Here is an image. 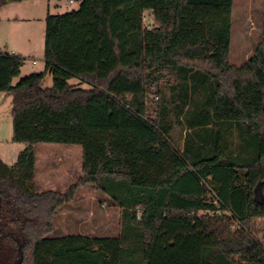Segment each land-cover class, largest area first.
<instances>
[{"label":"trees","instance_id":"obj_1","mask_svg":"<svg viewBox=\"0 0 264 264\" xmlns=\"http://www.w3.org/2000/svg\"><path fill=\"white\" fill-rule=\"evenodd\" d=\"M78 1L47 16V36L87 16ZM233 6L100 0L93 72L52 54L14 83L24 58L0 51L13 141L25 145L12 166L0 155V264H252L254 220L264 218V40L231 63ZM39 143L82 146V174L65 191L36 189ZM85 185L121 208L118 233L49 237Z\"/></svg>","mask_w":264,"mask_h":264},{"label":"rangeland","instance_id":"obj_2","mask_svg":"<svg viewBox=\"0 0 264 264\" xmlns=\"http://www.w3.org/2000/svg\"><path fill=\"white\" fill-rule=\"evenodd\" d=\"M79 6L78 0L10 1L0 14V51L16 50L17 54L24 58L21 74L14 79V83L46 69V55L47 52L52 51L47 43V16L76 10ZM99 9L100 0H88L87 17L83 19L89 25L87 35L78 34L76 38H71L72 41L68 46L65 45L66 41L62 42L61 48H69L72 45L76 50H80L83 39L88 38L91 51L95 49L98 41ZM145 22L149 26L152 24L150 11L145 12ZM263 40L264 0H234L231 63L244 64ZM66 65L65 67L68 68ZM52 83L53 77L48 75L44 85L51 86ZM148 98L150 113H154L158 101L156 94L150 93ZM11 99L12 96L6 93L0 96V147L12 143ZM90 186L85 191L79 192V189L75 199L59 210L54 220V231L48 235L49 237L65 234L106 236L118 233L119 218L110 210L111 202L108 196L98 190L95 185ZM114 214L116 216H113ZM254 233L251 243L252 264H264V218L254 220Z\"/></svg>","mask_w":264,"mask_h":264},{"label":"crops","instance_id":"obj_3","mask_svg":"<svg viewBox=\"0 0 264 264\" xmlns=\"http://www.w3.org/2000/svg\"><path fill=\"white\" fill-rule=\"evenodd\" d=\"M9 3L10 1L0 9V14L5 10ZM88 26V23L84 20L81 22L59 23L53 29L51 34L47 36L48 47L52 48V51L50 50V53L47 52L46 59L52 54H55L61 61V64H64V66L67 64L66 66H68V68L74 73L95 71L100 40L98 28V41L94 50L91 51L88 38L83 39V44L81 45L80 50H76L72 45L69 48H61L62 42L66 41L65 45L68 46L72 41L71 38H76L78 34L87 35L89 30ZM12 53L17 54L16 50H13ZM2 94L3 93L0 92V96ZM24 148V144L14 142L12 137V143L0 147L1 158L5 163L12 166L17 161L20 152ZM82 156L83 148L79 144H37L35 147L36 189L39 192L47 190L65 191L82 174ZM90 187V185L82 186L79 192L88 190ZM110 210L117 214L120 225L121 208L111 204ZM115 214L113 216H116Z\"/></svg>","mask_w":264,"mask_h":264},{"label":"water","instance_id":"obj_4","mask_svg":"<svg viewBox=\"0 0 264 264\" xmlns=\"http://www.w3.org/2000/svg\"><path fill=\"white\" fill-rule=\"evenodd\" d=\"M8 1H11V0H8ZM258 200L261 199V195L259 194L258 197H257Z\"/></svg>","mask_w":264,"mask_h":264},{"label":"built area","instance_id":"obj_5","mask_svg":"<svg viewBox=\"0 0 264 264\" xmlns=\"http://www.w3.org/2000/svg\"><path fill=\"white\" fill-rule=\"evenodd\" d=\"M157 100H158V97L156 96Z\"/></svg>","mask_w":264,"mask_h":264}]
</instances>
